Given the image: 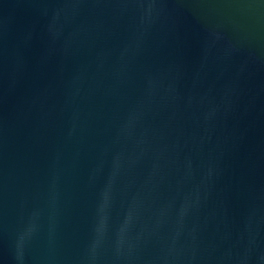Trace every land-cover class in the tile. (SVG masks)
<instances>
[{
	"label": "water",
	"instance_id": "water-1",
	"mask_svg": "<svg viewBox=\"0 0 264 264\" xmlns=\"http://www.w3.org/2000/svg\"><path fill=\"white\" fill-rule=\"evenodd\" d=\"M0 264H264V0H0Z\"/></svg>",
	"mask_w": 264,
	"mask_h": 264
}]
</instances>
